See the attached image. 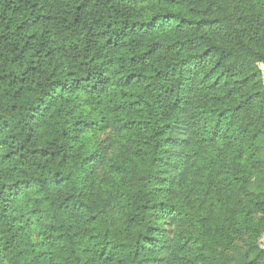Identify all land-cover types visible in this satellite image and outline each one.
Segmentation results:
<instances>
[{
  "label": "trees",
  "instance_id": "trees-1",
  "mask_svg": "<svg viewBox=\"0 0 264 264\" xmlns=\"http://www.w3.org/2000/svg\"><path fill=\"white\" fill-rule=\"evenodd\" d=\"M0 264H264V0H0Z\"/></svg>",
  "mask_w": 264,
  "mask_h": 264
},
{
  "label": "rangeland",
  "instance_id": "rangeland-1",
  "mask_svg": "<svg viewBox=\"0 0 264 264\" xmlns=\"http://www.w3.org/2000/svg\"><path fill=\"white\" fill-rule=\"evenodd\" d=\"M103 137L106 138V136H103ZM103 137H102V138H103Z\"/></svg>",
  "mask_w": 264,
  "mask_h": 264
}]
</instances>
